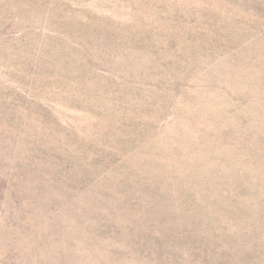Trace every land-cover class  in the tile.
Here are the masks:
<instances>
[{"label": "rangeland", "instance_id": "rangeland-1", "mask_svg": "<svg viewBox=\"0 0 264 264\" xmlns=\"http://www.w3.org/2000/svg\"><path fill=\"white\" fill-rule=\"evenodd\" d=\"M0 264H264V0H0Z\"/></svg>", "mask_w": 264, "mask_h": 264}]
</instances>
